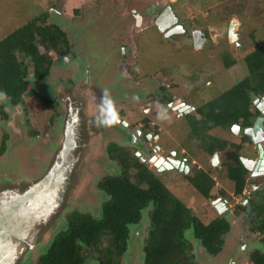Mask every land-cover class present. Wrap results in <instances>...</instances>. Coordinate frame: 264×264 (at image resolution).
<instances>
[{
	"label": "rangeland",
	"instance_id": "rangeland-1",
	"mask_svg": "<svg viewBox=\"0 0 264 264\" xmlns=\"http://www.w3.org/2000/svg\"><path fill=\"white\" fill-rule=\"evenodd\" d=\"M208 1L213 5L207 4L202 10L199 7L196 8L194 1H191V3L186 1V3L180 5V9H182L183 15H187L189 18L198 19L201 15L205 16L211 11H217L221 21L227 22L230 18L235 20L239 24L237 25V33L239 35L237 48L231 47L228 49V46H224V42H218V40L216 49L213 48L214 50H212L209 47L206 48L207 52L194 53L189 42L173 44V42L167 41L162 35L156 34L154 32L155 29H147L141 36H136V34L142 33L147 28V23L150 26V23L154 20L152 19L153 17H157L159 10L154 9L153 6L158 4L162 8L167 3L166 0H0V40L27 20L44 13L47 14L46 24H53L52 19L55 16V12L59 15L56 16L59 24H61V21L62 23H71L68 32L76 30L78 33L77 38H85L86 42L81 50V41L77 38L72 39L70 32H65L68 39L67 46L70 47L63 53L66 55L65 57L69 54L73 57H70L64 63L63 57L50 51L52 59L50 71H52V74L48 80L57 82V80L63 79V84H68L73 89L78 83L82 87L85 80H87L86 78H88L90 84L86 88L83 87V89L79 90L80 92L82 90L83 97H77V93L75 95L69 94V97L76 101H79L80 98H85V102L88 100L89 108L91 109L95 106L92 85L102 90V100H104L105 96L110 97L109 99H111V96L114 97L112 113H106V117L103 118L111 122L104 123L105 126L101 124L103 128L98 130L97 135L99 136L96 138V143H93V149L91 150V154L94 152L96 154L95 160L89 164L90 174L92 175L91 181L94 182L95 179L98 180L105 176L106 170L101 169L104 165L101 159L104 156L105 147L110 143L123 147L131 153L132 144L126 141L124 135L121 136L117 126L123 127L119 121H122L125 125L130 122L134 127L135 124L142 123V119L146 115L140 111L145 109L147 103L152 104V101L148 98L152 89L155 88L152 86L153 80L151 78L157 77L160 72H166V70L170 69H208L206 77H211L212 73L214 80L220 81L217 83V87L224 89L229 84L234 83V77L233 71L227 73L222 70L227 74L223 72L222 78L218 79L220 76L218 74L222 73L220 69H226L222 55H226L224 57L227 60H229L227 57L231 56V60L235 61L234 66L230 69H247L242 58L250 53L256 44H264V0H229L221 2V4L219 3L220 0ZM210 9L212 10L210 11ZM136 16L141 20L140 26L136 25ZM101 20L102 22L108 21L111 24L115 23L116 26L120 25L123 27L127 35L125 39H122L125 43L123 49L125 57H120L119 47L116 44H111L110 37L115 33L110 30L111 27L107 29L106 26H101L98 32H94L93 28L99 27L101 24L98 21ZM214 20L218 21V19ZM66 25L64 24L65 27H67ZM58 27L60 28V26ZM129 30L130 34L127 33ZM99 34H102L101 39ZM134 44L136 45L135 48ZM40 50L43 52L41 47ZM79 51H83V53L78 57L77 52ZM127 52L129 54H126ZM26 61L28 64L26 79L32 80L29 77L33 73L32 65L29 64L28 59ZM54 68L65 71H56ZM224 76L229 77L230 80L226 85ZM259 79V76H254L251 83L255 84ZM44 87H42L43 90ZM132 89H139V91L143 89V92L138 96ZM29 92L38 93L41 96L46 95L31 87L27 82V93L22 97L23 102H19V105H13L11 109L7 108V112L4 110L8 118L3 128H0V144L5 134L8 136L5 151L0 155V186L9 181L35 179L41 176L40 172L46 169L47 162L51 158V145H58L60 140L59 129L61 121L64 120L67 114V105H63L62 102L60 103L61 107L58 104H53L55 97H57V92L52 91V96H49V94L44 96L50 100L53 106L51 108L42 105L30 96ZM113 92L114 94L110 95ZM44 93L46 92L44 91ZM85 94L88 96L86 97ZM0 106L4 109L5 105L0 104ZM86 107L87 105L81 109L85 111ZM162 109L164 107H161ZM118 111L120 112L118 113ZM163 113L164 111L161 114L165 117ZM113 115L115 119H113ZM168 118V121H170V116ZM115 122H117V126ZM160 122L157 121L158 127L165 131L163 122ZM164 124L166 123L164 122ZM151 125L149 124L150 127ZM32 132L36 136L32 137ZM118 139H122V141L118 142ZM28 143L30 144L29 147ZM5 153L7 154L5 155ZM117 174L119 173L114 171L110 175ZM86 189L83 187L79 188L78 203L80 204V201H84L86 204L90 203L91 206L96 207L98 200L101 198H92L91 192L94 191L91 186L89 191H86ZM74 207L75 210L80 211L79 205L75 204ZM205 215L206 213L204 215L201 213L200 221L210 220L211 217L208 219L207 217L205 218ZM231 220L232 223L230 225L233 224L234 227L232 229L234 233L232 232V234H235L236 238L243 233L244 239L249 244L253 243V245H256V243L260 242V236L250 233V226L245 222L242 223L241 216ZM147 229L148 227L143 228L144 241L147 237ZM134 231L136 230L134 229ZM229 231L231 230L229 229ZM258 249L262 250V246L259 245ZM254 250L256 248L247 250L245 255L240 257V264L246 263L250 253ZM121 262L122 259H120L119 264ZM35 264H37V261Z\"/></svg>",
	"mask_w": 264,
	"mask_h": 264
},
{
	"label": "flooded vegetation",
	"instance_id": "flooded-vegetation-1",
	"mask_svg": "<svg viewBox=\"0 0 264 264\" xmlns=\"http://www.w3.org/2000/svg\"><path fill=\"white\" fill-rule=\"evenodd\" d=\"M186 1L189 3L194 1V5L200 10L207 4L213 5L208 0H166L167 3L162 8L156 4L153 8L159 10L157 17H153L154 20L150 26L147 23V28L136 36H141L147 29H155L156 34L162 35L173 44L189 42L194 53L207 52L206 48L209 47L212 50H214L213 48L216 49L218 40V42H224V46H228V49L238 47L237 25L239 24L235 20L230 18L227 22H223L218 17V12L211 11L212 9H210L209 14L201 15L198 19L189 18L187 15H183L182 9H180V5ZM226 1L229 0H220L219 3ZM135 19L136 25L140 26V18L136 16ZM214 19H218L219 22ZM98 23L101 25L93 28L94 32H98L101 26H106L107 29L111 27L110 30L115 32L110 37L111 44H116L119 47L120 57H125L123 50L125 43L122 39H125L127 35L123 27L108 21L102 22V20ZM143 23L145 24V22ZM231 23L235 25L236 40L234 41L229 36ZM129 32L130 30L127 33L130 34ZM101 36L102 34H99L100 39ZM64 53H57V55L65 57ZM224 56L226 55H222V58ZM229 58L231 60V56ZM232 66L234 64L225 67L226 69H220L222 73L218 74L220 80L224 71L227 73L233 71L234 83L229 84L224 89L217 87V83L220 81L214 80L212 73L211 77H206L208 69L178 68L166 70V72L162 71L159 76L151 78L153 80L152 86L155 88L152 89L148 98L152 104L147 103L145 109L140 111L146 115L142 119V123L135 124L134 127L130 122L126 125L122 121L119 122L124 127L122 130L126 141L133 145L131 154L138 159L141 168L150 176L149 179L146 178V181L136 183V179H131V173H128L130 183L133 182L139 188L145 189L152 181L157 180L173 197L185 205L191 217L200 220L201 213L203 215L206 213L205 218H211L209 221L203 220V223H208L217 217L223 218L227 223L223 237L231 228L226 217L232 215L233 218H237L241 216L242 223L245 222L250 226V233L260 236L259 243L262 250H256L263 253L264 69H260L263 75L262 80L259 79L255 84H252L254 76L249 69H230ZM56 71L65 70L56 69ZM201 71L203 72L201 73ZM51 74L52 71L49 68L48 75L37 80L41 82L44 79H50ZM224 77L226 78L224 82L226 85L230 80L229 77ZM42 87L44 86L40 84V89ZM42 91L47 92V88L44 87ZM132 91H135L139 96L143 89L140 91L139 89H132ZM49 94L51 96L52 93L49 92ZM58 97H55L53 104H58L61 107L63 95L59 94ZM44 98L48 99L47 97ZM232 100L235 101V106L231 103ZM19 102L23 101L20 100ZM19 102H13V105H19ZM222 102H224L226 109L229 108L228 111L231 115L228 126L211 124V121L208 120L209 106L213 108V106L222 105ZM51 107L53 106L51 105ZM161 107L164 109L161 110ZM162 111H164L165 117L162 116ZM168 116H170V121H168ZM7 118V114L0 106L1 129ZM151 121L152 123H150ZM157 121L163 122L165 131L158 127ZM149 124H152L151 127ZM196 127L200 129V137L193 134L197 132ZM31 135L32 137L36 136L34 132ZM7 136L5 134L0 144V155L4 153L5 146H7ZM256 141L258 142L256 143ZM107 175L108 173L105 174V176ZM198 176L209 181L210 188L207 195L202 194L193 185L194 179ZM239 178L243 182L240 191H238L239 184H237ZM146 206L139 209L140 216H142L141 211L148 208L150 203ZM152 209L148 211L149 216ZM261 225L262 227H259ZM190 226L192 227V224ZM149 228L150 226L147 231ZM256 250L250 253V257ZM250 257L246 263H243L247 264Z\"/></svg>",
	"mask_w": 264,
	"mask_h": 264
},
{
	"label": "trees",
	"instance_id": "trees-1",
	"mask_svg": "<svg viewBox=\"0 0 264 264\" xmlns=\"http://www.w3.org/2000/svg\"><path fill=\"white\" fill-rule=\"evenodd\" d=\"M46 16L44 13L27 20L0 40V93L8 97L12 104L22 100L27 93L26 59L32 65L35 79L43 78L48 75L52 64L50 51L63 53L68 48L66 33L56 24H46ZM223 61L225 67L235 63L226 57ZM242 61L253 76H259L262 80L260 69H264V44H256ZM29 95L42 105L51 107V102L39 94L29 92ZM224 102L213 108L209 106L210 112L207 113L211 124H230L231 115ZM231 103L235 106L234 100ZM196 128L197 132L193 134L200 137V129ZM107 154L118 167L119 174H108L96 184L100 192L110 197L101 206V218L95 219L91 214L79 210L69 213L66 230L55 235L49 249L37 259V264H81L83 245L92 251L93 258L99 264H119L128 246L129 226L141 220L139 209L148 203L152 204L153 209L144 241L145 264H194L191 246L184 238L190 224L195 236L202 240L209 253L216 254L220 250L227 229L223 218L217 217L203 223L191 217L185 205L157 180L145 189L130 183L128 173H131V179H136V183L146 181L150 176L129 151L110 143ZM237 182L240 191L243 182L240 178ZM193 185L204 195L210 188L209 181L201 176L194 179ZM247 264H264V252H253Z\"/></svg>",
	"mask_w": 264,
	"mask_h": 264
},
{
	"label": "water",
	"instance_id": "water-1",
	"mask_svg": "<svg viewBox=\"0 0 264 264\" xmlns=\"http://www.w3.org/2000/svg\"><path fill=\"white\" fill-rule=\"evenodd\" d=\"M54 14L53 24L60 26V29L64 32H68L71 23H62L61 21V24H59L56 20V16L59 15L56 12ZM59 20L61 19L59 18ZM64 24H67V27ZM234 26L233 23L230 24L229 36L232 41L236 40ZM69 32L72 39L78 37L76 30H70ZM77 39L82 43V50L85 38L80 37ZM82 53L83 51L77 52L78 57ZM70 57L73 56L69 54L67 57H63L64 63ZM29 77L32 80L26 79V81L39 92L47 96L52 91L57 92L58 96L59 94L63 95L61 102L63 105H67L68 108L64 120L61 121L60 140L58 145H54L55 147L51 145V158L47 162L46 169L40 172L41 176L35 179L9 181L0 186V236L6 233L5 238L0 239V264H33V262L35 264L39 256L49 249L55 235L66 230V216L75 210V204L79 205L81 213H89L93 218L100 219L102 216L101 206L110 199L96 187L100 179H95L94 182L91 181L92 175L90 174L89 165L95 160L96 154L95 152L91 154V150L93 149V143H96V138L99 136L97 135L98 130L103 128L101 124L105 126L104 123H101V120H104L106 113L108 114L107 111L101 113L102 106L105 109L107 108V105H104V100H102V90L92 85L95 106L91 109L88 100L85 102V98L76 101L69 97V94L75 95L76 93L77 97H83L82 90L81 92L79 90L90 84L88 78H86L87 80H85L82 87L78 83L75 88L71 89L68 84H63V79L57 80V82L44 79L39 82L35 79L33 73ZM40 84L47 88L46 93L40 89ZM112 94L114 92L110 95ZM58 96L57 98H59ZM85 96L88 95L85 94ZM110 100L113 104L114 97L111 96ZM0 104L5 105V111L7 108L11 109L13 107L10 99L4 95L0 97ZM86 105L87 109L83 111L81 108ZM117 127L121 136L124 135L123 127ZM121 141L122 139H118V142ZM28 142L31 143L29 140ZM101 160L104 164L101 169L106 170V173L118 172L115 163L108 160L107 146ZM107 160L108 162L105 163ZM166 165L168 166V164ZM90 186L94 191L91 192L92 198H101L98 200L96 207L91 206L90 203L86 204L84 201L78 203L79 188H87L86 191H89ZM149 209H152L151 204L141 211V220L135 225L129 226L128 246L121 257V264H145V234L143 228L150 226ZM226 218L231 224V218ZM230 227L231 231H228L223 237L221 249L216 254L208 252L202 240L195 236L193 226L184 232L185 240L191 245V254L195 264H240L239 259L245 255L247 250L258 249V246H261L259 242L256 245L246 242L243 233L236 238V235L232 234L233 224ZM81 257L83 259L81 264H99L92 257V251L84 245L81 249Z\"/></svg>",
	"mask_w": 264,
	"mask_h": 264
},
{
	"label": "clouds",
	"instance_id": "clouds-1",
	"mask_svg": "<svg viewBox=\"0 0 264 264\" xmlns=\"http://www.w3.org/2000/svg\"><path fill=\"white\" fill-rule=\"evenodd\" d=\"M3 95H4L3 93H0V97H2ZM104 105H107V108L105 109V107L102 106L101 107V113H103L105 111H107L109 113H112V101L107 96H105V98H104ZM113 119H115L114 115H113ZM110 122L111 121H108V120H101V123H110ZM227 217H229L231 219L233 218L232 215L231 216H227Z\"/></svg>",
	"mask_w": 264,
	"mask_h": 264
},
{
	"label": "bare ground",
	"instance_id": "bare-ground-1",
	"mask_svg": "<svg viewBox=\"0 0 264 264\" xmlns=\"http://www.w3.org/2000/svg\"><path fill=\"white\" fill-rule=\"evenodd\" d=\"M85 42H86V40H85ZM5 234H6V233H5ZM5 234L1 235V236H0V239L5 238V236H6Z\"/></svg>",
	"mask_w": 264,
	"mask_h": 264
}]
</instances>
